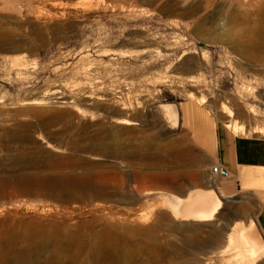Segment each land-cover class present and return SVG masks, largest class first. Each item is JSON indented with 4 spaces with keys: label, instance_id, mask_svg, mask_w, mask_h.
<instances>
[{
    "label": "rangeland",
    "instance_id": "1",
    "mask_svg": "<svg viewBox=\"0 0 264 264\" xmlns=\"http://www.w3.org/2000/svg\"><path fill=\"white\" fill-rule=\"evenodd\" d=\"M86 2L0 0V264H84L85 235L109 225L118 262L91 250L87 264L144 259L146 237L127 230L153 222L140 218L159 210L163 192L196 180L222 199L230 217L213 222L225 236L233 209L262 189L223 196L209 137H198L194 122L226 126L231 108L243 135L264 137V53L246 49L251 38L264 48V21L220 28L237 9L264 10V0ZM16 56L23 69L12 65ZM36 97L44 103L22 102ZM158 103L178 107L179 126L165 127ZM182 150L193 156L177 158ZM214 228L178 246H202ZM70 234L73 246L64 247Z\"/></svg>",
    "mask_w": 264,
    "mask_h": 264
},
{
    "label": "bare ground",
    "instance_id": "2",
    "mask_svg": "<svg viewBox=\"0 0 264 264\" xmlns=\"http://www.w3.org/2000/svg\"><path fill=\"white\" fill-rule=\"evenodd\" d=\"M88 2L89 0L86 3ZM221 19L218 13L212 15V21H220ZM237 20L252 23L256 26V29H260L263 27L264 10L257 12L251 9H237L236 12L229 13L225 17L222 23L223 25L220 28L223 32H228L227 26ZM17 49L19 50L20 48ZM246 49L251 54H257V50L264 53L262 42L258 38H251V42H249V45H246ZM20 56H16L12 64L18 70L24 68V63L20 61V58L23 59V56ZM22 102L41 104L44 103V100L43 98L36 97L25 99ZM223 112L228 117L226 126L238 136L243 135L242 133L245 132L244 124L238 122L233 110L226 108L223 109ZM154 113L159 114L165 120V127L169 128V130L179 126V111L175 104L161 103ZM199 120L195 119L196 122H194L195 129L198 132L196 135L198 137L199 135L203 136L201 133L203 130L207 138L209 137V145L212 146L216 124L212 121L209 123L205 121V127L202 121L200 122ZM153 122L150 123L152 127H155V123ZM120 123L128 129H132L134 128L132 125L136 122L122 119ZM253 132L263 133L262 131L256 130H253ZM246 133H250V131L246 130ZM184 156L192 157V151L182 150L177 153V158ZM240 181L244 190H250L252 188L264 189V168L243 167ZM205 183L198 180L193 181L189 184V188L178 189L177 193L169 192V194H165V192L161 191L164 194L160 196L162 201L159 210L152 215L143 214L140 218L145 223L152 220L153 222L144 227H130L127 230L130 232V235L140 234L146 237L145 248L147 257L137 260L131 254L126 256L125 262L122 264H217L222 260L226 264H264V237L260 233L254 217L249 215L250 211L245 206L233 207L234 215L232 219L234 220L231 224H228L230 227L224 236L223 226L222 228L217 227L213 221L220 216L222 218L225 216L228 217L229 215L223 209L224 203L217 191L214 187L207 188ZM151 191L149 190L147 192L149 193ZM228 219L231 221L230 218ZM206 225L215 228L211 231V234L202 246H186L185 244L178 246V242L184 243V239L189 234L197 232L201 227ZM228 225L225 226L228 227ZM109 226L111 227L110 229H101L85 235L82 244L84 245V264H87L89 257L86 255L91 250H95L101 258L118 262L114 245V241L118 237L116 233L117 226ZM161 232H163V235L159 238L158 234ZM166 237L172 238V242L175 244L171 250L166 249L161 244L160 240ZM75 238L76 236L74 234H70L67 242L63 246L72 247ZM123 238L125 239L124 236ZM134 244H136V241H134ZM207 253H211L212 255ZM201 254H204L205 258L198 257Z\"/></svg>",
    "mask_w": 264,
    "mask_h": 264
},
{
    "label": "crops",
    "instance_id": "3",
    "mask_svg": "<svg viewBox=\"0 0 264 264\" xmlns=\"http://www.w3.org/2000/svg\"><path fill=\"white\" fill-rule=\"evenodd\" d=\"M206 146L214 164L227 168L231 173L230 179L219 181L217 186L218 191L225 197H235L244 190L240 181L243 167L264 166V137L238 136L227 126L216 125L213 144ZM230 182L234 185L226 188L225 183ZM254 193L257 200L252 201L250 206L248 204L242 206L250 211L249 215L254 217L264 237V189L256 190Z\"/></svg>",
    "mask_w": 264,
    "mask_h": 264
},
{
    "label": "built area",
    "instance_id": "4",
    "mask_svg": "<svg viewBox=\"0 0 264 264\" xmlns=\"http://www.w3.org/2000/svg\"><path fill=\"white\" fill-rule=\"evenodd\" d=\"M211 171H212L213 175L218 176L220 178H223V179H230L231 178L230 171L227 168H225V167H223L217 163L212 166Z\"/></svg>",
    "mask_w": 264,
    "mask_h": 264
},
{
    "label": "water",
    "instance_id": "5",
    "mask_svg": "<svg viewBox=\"0 0 264 264\" xmlns=\"http://www.w3.org/2000/svg\"><path fill=\"white\" fill-rule=\"evenodd\" d=\"M158 106H159V103H158V104H154V105L152 106V108H153V110H154L155 112H156Z\"/></svg>",
    "mask_w": 264,
    "mask_h": 264
}]
</instances>
